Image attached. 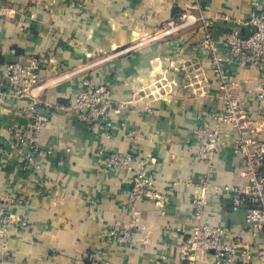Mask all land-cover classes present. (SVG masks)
Returning a JSON list of instances; mask_svg holds the SVG:
<instances>
[{
  "label": "crops",
  "instance_id": "crops-1",
  "mask_svg": "<svg viewBox=\"0 0 264 264\" xmlns=\"http://www.w3.org/2000/svg\"><path fill=\"white\" fill-rule=\"evenodd\" d=\"M254 1L203 0L207 19L219 29L216 39L223 40L232 28L250 34V27L227 25L223 18L246 19ZM184 12L170 0H0V75L9 63L27 65L37 58L45 87L37 105L29 97L0 101V208H6L0 220V264H87L97 250L111 264H183L179 249L195 225L192 199L208 173L220 188L246 185L243 159L231 148L234 134L216 153L212 172L197 158L196 123L220 106L212 74V96L180 92L157 99L141 92L165 72L175 77L183 52L188 58L199 54L209 68L199 21L136 46L172 21L186 24ZM188 13L201 17L198 8ZM84 79L104 81L112 90V120L125 127L110 138L97 137L71 111ZM236 80L237 96L261 125L264 140L259 100L264 74L241 69ZM33 105L47 121L38 140L41 150L29 163L30 142L18 149L11 141L15 127L28 126ZM104 147L132 153L137 160L157 158L152 169L160 205L156 196L140 200V215L134 218L126 208L131 173L103 170ZM207 197L206 223L255 246L264 243V234L253 238L245 231L246 212L233 211L231 196L210 188ZM24 218L27 227L19 223ZM116 222L140 225L131 228L133 248L110 234Z\"/></svg>",
  "mask_w": 264,
  "mask_h": 264
},
{
  "label": "built area",
  "instance_id": "built-area-1",
  "mask_svg": "<svg viewBox=\"0 0 264 264\" xmlns=\"http://www.w3.org/2000/svg\"><path fill=\"white\" fill-rule=\"evenodd\" d=\"M175 7L185 12V23L179 25L170 22L167 28L157 32L150 38L140 41L136 46H143L151 41L170 36L183 26L202 22L204 28V46L209 53V68L202 61L199 54L189 58L181 54L180 66L176 68L177 75L162 76L150 87H144V96H154L164 99L180 92L189 93L193 98L212 96L214 83L218 86L220 106L210 115L201 116L193 130L197 142V158L208 164L209 171L214 170L216 153L227 146L226 137L236 136L231 145L234 153L243 159L242 177L247 181L244 187H230L215 185L211 182L209 173L202 182V189L192 199L195 209V225L189 238L179 249V258L183 264H264V243L258 246L245 241L240 236H233L226 228L213 226L204 221V211L207 206V193L213 188L217 194L224 192L232 197V209L235 212L245 211L244 229L253 238L264 234V140L260 138L261 125L251 117L244 103L236 92L237 73L241 69H254L264 74V3L255 0L253 12L244 20H232L225 16L223 21L227 25H246L252 29L248 35H242L237 28H232L224 35L223 40L216 39L217 28L214 21L208 20L203 10V0H170ZM201 13L200 19L192 18L188 13L197 9ZM37 58L24 65L9 63L4 74L0 75V101L5 97H29L38 104L39 92L45 87L40 82ZM114 96L111 88L104 81L84 79L80 90L74 98L71 111L79 121L97 137H112V132L125 127L124 123L116 125L112 120L111 111L114 106ZM264 103V90L259 96ZM33 105L30 108V122L26 128L15 127L12 145L20 149L30 142L32 152L27 156L29 163H34L36 154L40 152L39 136L47 117L39 116ZM209 118H208V117ZM101 168L105 171L114 169L131 173L130 189L127 196L126 208L136 219L140 215L138 202L147 197L156 196V204L161 199L156 191L154 170L152 165L157 162L155 156L137 160L132 153L118 152L108 147L100 150ZM14 202V200H10ZM6 208H0V220ZM24 218L19 223L27 227ZM140 226L137 222L126 224L116 222L109 230L110 234L122 244L133 248L132 227ZM87 264H111L100 251L89 254Z\"/></svg>",
  "mask_w": 264,
  "mask_h": 264
},
{
  "label": "rangeland",
  "instance_id": "rangeland-1",
  "mask_svg": "<svg viewBox=\"0 0 264 264\" xmlns=\"http://www.w3.org/2000/svg\"><path fill=\"white\" fill-rule=\"evenodd\" d=\"M27 220V219H26ZM27 222V225L26 226H28V220L26 221Z\"/></svg>",
  "mask_w": 264,
  "mask_h": 264
}]
</instances>
